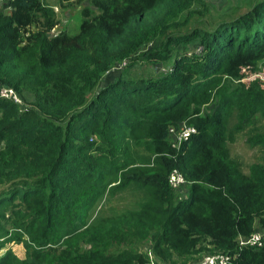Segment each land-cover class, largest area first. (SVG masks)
I'll return each instance as SVG.
<instances>
[{"label":"trees","instance_id":"trees-1","mask_svg":"<svg viewBox=\"0 0 264 264\" xmlns=\"http://www.w3.org/2000/svg\"><path fill=\"white\" fill-rule=\"evenodd\" d=\"M86 1L73 35L51 34L56 21L45 0L1 6L9 9L0 11V85L32 101L0 98V204L48 194L41 226L56 242L57 218L69 203L80 202L75 181L105 176L88 153H105L122 165L108 132L120 127L118 110L126 106L146 113L144 122H134L143 125L157 160L124 175V187L134 183L152 198L135 219H120L121 234L131 232L129 225L146 231L154 260L119 243L110 244L113 251L96 245L67 264H192L204 251L227 254L230 264H264V182L231 164L224 113L231 105L201 114L218 73L248 69L264 58V0L219 18L206 0ZM125 60L129 67L149 65L147 72L111 77ZM159 65L166 69L156 72ZM185 125L196 133L176 144L171 129ZM95 136L105 141L90 142ZM174 170L189 186L179 201L169 184ZM90 194L80 224L100 193ZM107 226L89 224L75 237L101 239L110 233ZM256 232L260 246L240 244L238 237Z\"/></svg>","mask_w":264,"mask_h":264},{"label":"rangeland","instance_id":"rangeland-1","mask_svg":"<svg viewBox=\"0 0 264 264\" xmlns=\"http://www.w3.org/2000/svg\"><path fill=\"white\" fill-rule=\"evenodd\" d=\"M206 1L210 5L213 17L219 18L220 14L230 13L236 8L240 10L247 8L254 0ZM45 2L52 9L56 21V27L51 31L52 35L60 31L69 35L78 32L82 19L81 7L87 4L86 0L69 2L45 0ZM8 9L1 8L0 11L4 12ZM128 64L129 61L125 60L116 65L119 71L111 74V77L120 72L125 76H143L149 66L145 63H135L133 67H129ZM165 69V66L159 65L156 66L155 71L163 72ZM229 93L233 95L226 100L225 96ZM20 98L24 101V105L32 101V97L27 93L21 94ZM226 102V105H231L230 108L224 109L227 116L225 139L231 164L249 179L264 182V58L248 69L243 68L233 73L225 71L218 73L214 82L206 90L201 114L206 115L217 108H223ZM118 112L119 116L116 120L120 127L113 132H108V140L113 144L115 153L122 158L123 163L121 166H115L105 153H88V160L92 157L99 159V163L106 170L105 176L101 180L92 177L88 180L81 178L75 181L73 188L76 189L75 196L80 199V202L74 205L69 203L57 218L58 224L55 228L58 234H53L55 238L59 237L56 242H50V233L43 232L41 226L48 194L42 200L39 195L35 198L28 197L23 201L16 198L5 206L0 204V264H67L74 256L87 254L96 245L101 251H113L116 248L110 247V244L116 246L119 243H125L131 251H138L146 255L149 260H154L149 236L142 233L146 231L138 230L141 232L136 233L132 225H129L131 232L121 234L123 228L120 219H135L131 216L138 215L140 207H144L152 198L151 191L141 189L134 183L124 187V175L130 170L144 169L156 164L157 155L150 146L151 143L146 137L143 125L138 126V122H134L135 119L144 122L147 118L146 113H135L133 109L126 106ZM130 118L132 120L128 122ZM134 123L136 129L133 130ZM187 129L190 131L186 139L196 133L195 130L192 132L191 128ZM96 133L98 135L99 131ZM173 136L171 135L172 139H175ZM94 140L105 141L98 136L89 141ZM38 173L36 172L35 175ZM187 189H189L187 183L175 189L176 201L185 198ZM91 192L93 195L100 194L95 201L92 200L86 213L87 220L84 224H80L82 205L87 196L89 200L92 199ZM50 200L54 201L52 197ZM89 224L108 225L110 233L104 234L101 239L98 235H95L93 239L91 234L85 238L76 239L75 235L78 232L87 231ZM70 235L74 237L68 238ZM208 253L211 252L204 251L195 255L192 264H199Z\"/></svg>","mask_w":264,"mask_h":264},{"label":"built area","instance_id":"built-area-1","mask_svg":"<svg viewBox=\"0 0 264 264\" xmlns=\"http://www.w3.org/2000/svg\"><path fill=\"white\" fill-rule=\"evenodd\" d=\"M7 0H0V5H3V3ZM0 98L8 99L14 103H21L20 96L11 88L4 87L0 85ZM191 128L192 132L194 131V128L192 127H183L178 129H171L173 137L175 138V143L178 144L177 141H180L181 139H186L187 134L189 133ZM170 184L172 188L176 189L181 184L185 183L184 178L177 172L173 171L170 175ZM261 234L259 232H256L249 236L247 239H242L241 237H238V240L240 244H250V245H261ZM199 264H230V257L227 254L223 253H215V254H208L203 257L201 262Z\"/></svg>","mask_w":264,"mask_h":264},{"label":"clouds","instance_id":"clouds-1","mask_svg":"<svg viewBox=\"0 0 264 264\" xmlns=\"http://www.w3.org/2000/svg\"><path fill=\"white\" fill-rule=\"evenodd\" d=\"M8 1H9V0L5 1V2L3 3V5L7 4ZM176 144H177V143H176ZM172 172H173V171H172ZM172 172H171V173H172ZM171 173H170V175H171ZM170 175H169V178H170ZM169 184H170V180H169ZM185 184H186V183H185ZM170 185H171V184H170ZM171 187H172V186H171ZM173 189H174V188H173ZM174 190H175V189H174ZM182 191H183V189H182ZM184 192H185V191H184ZM152 261H153V260H152Z\"/></svg>","mask_w":264,"mask_h":264}]
</instances>
